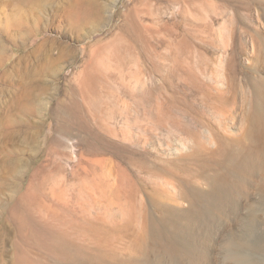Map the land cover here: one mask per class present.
I'll return each instance as SVG.
<instances>
[{"label": "rangeland", "instance_id": "374dc122", "mask_svg": "<svg viewBox=\"0 0 264 264\" xmlns=\"http://www.w3.org/2000/svg\"><path fill=\"white\" fill-rule=\"evenodd\" d=\"M263 9L264 0H0V264H108L61 250V234L93 246L90 220L94 248L100 238L130 258L152 188L174 194L196 157L218 159L223 143L243 139L254 68L264 77ZM151 230L164 244L148 242L150 260L162 264L169 243L156 219Z\"/></svg>", "mask_w": 264, "mask_h": 264}, {"label": "bare ground", "instance_id": "6f19581e", "mask_svg": "<svg viewBox=\"0 0 264 264\" xmlns=\"http://www.w3.org/2000/svg\"><path fill=\"white\" fill-rule=\"evenodd\" d=\"M85 1L80 0V4ZM223 1L246 4V0ZM262 4L258 2L261 7ZM255 49L258 61L264 55V35L261 33L256 34ZM254 69L257 74L255 81L252 80L255 101L243 139H236L232 147L223 143L218 150L221 153L218 159L196 157L194 168H183L190 172V179L178 181L174 178V182L177 181L171 185L177 190L174 194L152 188L146 218L139 226L142 232L133 234L130 258L124 261L107 247L101 249L100 238L96 242L97 249L94 248L96 240L93 237L97 236L98 229L90 220L83 228L87 230L84 233L92 247L75 245L68 234L60 235L61 250L69 252L68 259L75 258L69 251L73 248L81 254L99 257L102 254L101 258L110 259L108 264H137L135 254L143 264H153L150 257L156 249L150 248V242L157 248L164 244L153 237L151 228L156 219L169 243L164 251H158L164 261L162 264H219L221 257L234 261L237 258L236 263L244 260L249 264H264V241L257 242L251 233L255 211L264 206L262 199L258 205L254 204L256 196L264 197V77L258 76V68ZM131 226L123 225L120 230ZM125 237L122 235L123 241Z\"/></svg>", "mask_w": 264, "mask_h": 264}]
</instances>
